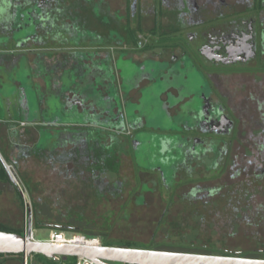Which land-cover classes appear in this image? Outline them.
I'll return each mask as SVG.
<instances>
[{
  "label": "flooded vegetation",
  "instance_id": "1",
  "mask_svg": "<svg viewBox=\"0 0 264 264\" xmlns=\"http://www.w3.org/2000/svg\"><path fill=\"white\" fill-rule=\"evenodd\" d=\"M0 125L22 150L8 162L42 170L28 184L46 182L47 203L51 184L87 201L96 185L107 200L117 179L131 185L122 218L83 226L100 247L264 259V202L251 192L264 182V0H0ZM145 132L162 166L136 164ZM29 215L32 228L78 229L36 205ZM130 225L150 238L111 236ZM208 229L219 242L180 238ZM241 234L250 253L225 244ZM32 256L0 264L74 261Z\"/></svg>",
  "mask_w": 264,
  "mask_h": 264
},
{
  "label": "rangeland",
  "instance_id": "2",
  "mask_svg": "<svg viewBox=\"0 0 264 264\" xmlns=\"http://www.w3.org/2000/svg\"><path fill=\"white\" fill-rule=\"evenodd\" d=\"M52 115L48 114L46 117L49 119ZM165 118L162 116L155 120V124H164ZM3 125H0V140L3 137V141L8 145L9 143L7 138V132ZM149 128H152L151 126ZM26 132V131H25ZM26 135L22 138V142H28V131L24 133ZM2 136V137H1ZM136 140L140 141L138 149L135 150L134 157L136 159V164L140 167H153V166H162L159 161V155L157 154V137H151L147 132L144 134L136 135ZM1 142V141H0ZM5 143H0L3 147ZM8 157L4 154V151L0 148V228H6L10 231H15L16 234H23L25 228L29 226V211L28 209H33L34 205H36L37 209L43 216H46L49 221L53 224L60 225H68L73 232L64 231V228H57L51 231L47 229H43L41 227L35 226L34 235L36 240H46L48 234L53 231H61L65 232L67 235H86L90 236L91 234H97L91 232L87 228H83L85 225H89L87 222H99L105 221L109 223V220H112L113 217L115 219L122 218L120 216H114L115 212L119 209L120 205L123 203V198L126 197L128 191H130L131 185L127 183L123 178L117 179L118 182H123L122 184H118L117 186L113 185L112 190V200H107L108 197L105 198L104 192L106 191L105 185H96L97 191H93V194L97 196H93L90 194V201L87 200H78L79 198H75V190H78L79 187L73 184H51L56 192L52 193L54 198L48 200V203L42 200L43 198V189L47 187V183L45 185H29L28 181L33 179V182H39V178L43 177L42 170L38 167H34L30 162L28 163V159H26L25 155L22 159L19 160L18 163L8 162ZM4 172V173H3ZM120 176V175H119ZM15 178V181L10 178ZM115 178V177H114ZM42 180V179H41ZM115 182L116 179H113ZM127 184H125V183ZM253 182L251 192L255 194L257 198V202L263 203L264 201V182L262 184H258V187ZM88 187V186H87ZM43 188V189H42ZM100 189V190H99ZM141 192L146 191V188H140ZM186 191V188L182 190V192ZM180 192V190H178ZM32 193L33 199L30 198V194ZM57 193V194H56ZM114 193H118L115 195ZM62 196V197H61ZM104 197V198H102ZM58 198V201L57 199ZM60 198V199H59ZM56 199V200H55ZM88 199V197H87ZM140 200V198L138 199ZM45 202V203H44ZM48 204V206L46 205ZM83 204V209L85 212L80 211L78 206ZM82 205V206H83ZM163 205L159 206L158 209H161ZM177 208H181L177 203ZM52 208V210H51ZM98 219V220H97ZM33 221V220H32ZM94 223V222H93ZM34 224V223H33ZM81 226V227H80ZM75 231V232H74ZM191 232L188 230H183L180 232V238L183 241L195 242L196 238H207L206 242L212 241L219 242L218 233L214 229L208 230H200ZM111 236L119 239H138L147 241L150 238V233L147 232V229L139 230L137 227L133 225L130 226H118L115 227L111 231ZM222 240V239H221ZM225 243L228 247H238V249L243 253H250L254 250V246L241 236H235L233 240H226ZM220 243L216 244L219 247ZM13 255L11 258L13 259ZM251 256V255H249ZM32 257H39V255H33ZM42 262H46V258L41 256ZM74 258L68 257V261ZM35 260V258L33 259ZM37 261V260H36ZM113 264H120L117 262H112ZM52 264V263H51Z\"/></svg>",
  "mask_w": 264,
  "mask_h": 264
},
{
  "label": "water",
  "instance_id": "3",
  "mask_svg": "<svg viewBox=\"0 0 264 264\" xmlns=\"http://www.w3.org/2000/svg\"><path fill=\"white\" fill-rule=\"evenodd\" d=\"M0 254L23 255L26 259L39 255L57 263L60 258L66 260L68 257H83L94 264H103L102 261L120 264H264V259L259 258L195 255L126 247L52 245L31 241L28 229L21 235L0 231Z\"/></svg>",
  "mask_w": 264,
  "mask_h": 264
},
{
  "label": "built area",
  "instance_id": "4",
  "mask_svg": "<svg viewBox=\"0 0 264 264\" xmlns=\"http://www.w3.org/2000/svg\"><path fill=\"white\" fill-rule=\"evenodd\" d=\"M13 181H15V178H10ZM30 211V209H28ZM30 216V215H29ZM28 229L29 232V239L31 241L36 242H45L52 245H76L75 243H78V246H84V247H93L97 248L99 247L98 239L91 236L86 235H67L65 232L61 231H53L48 234V237L46 240H36L34 235V229L31 228V224L29 223V226L25 228L24 233H26V230ZM74 264H94L93 262L84 259L83 257H76Z\"/></svg>",
  "mask_w": 264,
  "mask_h": 264
},
{
  "label": "crops",
  "instance_id": "5",
  "mask_svg": "<svg viewBox=\"0 0 264 264\" xmlns=\"http://www.w3.org/2000/svg\"><path fill=\"white\" fill-rule=\"evenodd\" d=\"M6 127V126H5ZM7 138H8V143H9V145L6 143L5 145L6 146H4V148H1L3 151H4V154L8 157V159L11 157V155L10 154H13V153H15L16 155H17V153H21L22 152V150L20 149V147H15V146H12V144H14V143H12V141H11V134L10 133H7ZM12 143V144H11ZM7 159V160H8Z\"/></svg>",
  "mask_w": 264,
  "mask_h": 264
},
{
  "label": "trees",
  "instance_id": "6",
  "mask_svg": "<svg viewBox=\"0 0 264 264\" xmlns=\"http://www.w3.org/2000/svg\"><path fill=\"white\" fill-rule=\"evenodd\" d=\"M0 231H5V232H9V233H16L15 231H10L9 229H6V228H0ZM0 256H3V254H0ZM9 256H13V255H9ZM74 262H75V258H74V261L71 264H74Z\"/></svg>",
  "mask_w": 264,
  "mask_h": 264
},
{
  "label": "bare ground",
  "instance_id": "7",
  "mask_svg": "<svg viewBox=\"0 0 264 264\" xmlns=\"http://www.w3.org/2000/svg\"><path fill=\"white\" fill-rule=\"evenodd\" d=\"M76 245L78 244V243H75Z\"/></svg>",
  "mask_w": 264,
  "mask_h": 264
}]
</instances>
